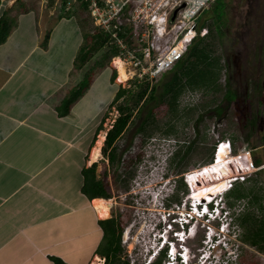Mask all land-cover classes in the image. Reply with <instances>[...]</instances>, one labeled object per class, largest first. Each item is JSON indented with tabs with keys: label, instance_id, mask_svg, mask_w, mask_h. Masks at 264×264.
Instances as JSON below:
<instances>
[{
	"label": "crops",
	"instance_id": "1",
	"mask_svg": "<svg viewBox=\"0 0 264 264\" xmlns=\"http://www.w3.org/2000/svg\"><path fill=\"white\" fill-rule=\"evenodd\" d=\"M40 1L0 0V14L14 21L0 44V264H54L51 257L92 264L104 258L96 254L104 239L101 222L116 219L114 206L110 218H99L82 192V171L94 164L88 157L101 123L91 126L99 115L88 116L98 100H87L96 83L68 115L59 114L86 76L75 70L83 28L69 14L71 3L55 0L44 9Z\"/></svg>",
	"mask_w": 264,
	"mask_h": 264
},
{
	"label": "rangeland",
	"instance_id": "2",
	"mask_svg": "<svg viewBox=\"0 0 264 264\" xmlns=\"http://www.w3.org/2000/svg\"><path fill=\"white\" fill-rule=\"evenodd\" d=\"M40 2L43 4L44 9L49 6V0H41ZM68 2L71 3L69 14L77 15V19L82 25L84 36L91 32L93 33L95 27L100 28L96 24L91 10L90 13L84 12L76 0H68ZM62 3H64L63 0L60 1V4ZM224 7L227 11V16L221 25L225 29L226 34H224L222 44L219 41L217 42L214 52V56L221 60L220 63L223 66L218 81L220 90L216 91L212 88L185 90L179 99L178 111L175 113L171 111L167 104L156 107L155 102L149 103L143 109L141 115L136 117L130 124L125 134L116 142L117 161L114 165H111L108 158L103 154L105 141L100 147L101 157L98 162H95L97 164V178L104 182L106 189L111 194V198L108 200L113 202L118 224L120 226L123 225L124 229L129 225H134L130 233V240L123 248L120 256L123 261H130L134 258L136 264H147L149 259L147 258V250L155 245L157 237H154V235L161 232L164 227L161 224L162 219H168L167 215L172 213V209L176 208L181 200L182 203L186 200V194L193 193L187 189V186L186 191L184 188L178 189L175 192V195H178H176L177 197L174 195L171 198V201H169L171 208L167 207L168 209L162 208L158 201L151 199L150 195L146 196L144 200L145 190L147 192L148 189L155 188L156 185L161 188L160 184H158L160 175L156 168L160 164L159 159L169 149H164V147L157 145L163 144V140H171L172 143L168 144L176 143V146H179V156L175 160L176 155L175 161L173 160L171 164V174L176 179L175 175L180 178L183 173L213 164V159L211 161L207 160L211 156L213 146L220 140H230L234 148L233 155L243 154L246 148V150L251 151L253 160L258 158L262 161L259 166L260 170L256 171L251 177H246L247 179L243 183L234 185V188L242 186L245 192L254 187V194L236 202L234 207H230L234 216V228L237 233L236 236L230 239L229 243L228 240L223 241V237L221 238L222 242L216 244L218 245L216 248L209 249L208 246L207 248L202 243L206 233L205 229H203L197 238L189 241L188 245L193 252L192 255L195 254L196 256H198L200 249L205 246L204 251L211 255L210 259H212L214 264H264V254L243 243L241 238L246 230L240 225V218L246 213L264 217V103H258V89L256 88L258 66L264 67V48L260 51L264 38L262 36V29L264 28V0H219L216 5L214 1L209 9L203 12L195 22L198 26L203 22L212 24L213 15L219 13ZM85 18L88 20L87 22ZM257 23H260L258 34L256 33ZM251 24L253 26L252 33L245 34L242 38L238 36L239 40H235L237 34H242V30L247 31ZM209 28L211 29V27ZM201 31H198L195 40L201 38ZM169 32L170 34L166 36L165 41L173 36L171 30ZM258 38L259 40L257 41ZM255 43L257 47V59L255 62L250 59L247 66H245L243 60L234 61L232 56L237 53V48L245 55L250 53L252 57ZM104 53L105 50L95 55L84 69L85 77L90 76L91 82L96 83L87 100L90 101L93 96L98 99L96 103L90 104L89 118H92L96 113L99 115L91 126L95 125L97 121L100 123L102 118L105 117L110 102H112L110 100L111 96L114 97L120 87L138 90V86L145 83L144 80H140L138 83L134 82L137 78L135 75L136 70L132 63L122 60V58L125 70L131 76L127 82L118 83V71L113 64L114 58L107 61L105 67L99 65ZM259 54L263 56L262 63L258 59ZM113 70H116V78L111 81ZM246 71L248 72L247 75L245 74ZM171 76L172 72L168 71L150 83L157 87V94L161 93L164 83L170 80ZM85 79L88 80L89 78ZM228 88L236 92L237 98L235 101L229 102L227 100L225 90ZM152 107L155 108L153 111L155 123L151 125L152 135L147 137L139 132V128L146 113ZM118 116L119 113L115 107L108 112L103 123V130L98 134L96 142L91 145V153H93L99 136L105 135L106 138L108 130ZM169 128H173L172 132L166 133ZM153 154H157L155 161L153 160ZM229 157L231 159L225 163L226 167L224 166V168L226 169L225 171L230 170L227 167L230 165L232 167L231 173H228L233 176L240 170L237 168L236 158L230 155ZM88 159L89 161L91 160V154ZM217 169L218 171L220 170V168ZM201 172L198 171L197 173ZM225 174H223V177L226 176ZM127 181L128 186H125ZM254 181H257V184ZM132 186H135V188L132 189ZM167 187L168 190L171 188L169 185ZM139 191L141 192L139 193ZM256 195L260 196L259 202L255 201ZM136 196L139 197L136 198ZM196 196H199L198 193L193 194V197L190 198L192 199ZM141 199L144 200V203L143 201L141 202ZM205 199L207 198L202 200ZM225 202L227 206H230L231 201L228 197H225ZM160 224L161 226H159ZM214 232L221 237L217 224ZM102 260L104 263V258Z\"/></svg>",
	"mask_w": 264,
	"mask_h": 264
},
{
	"label": "trees",
	"instance_id": "3",
	"mask_svg": "<svg viewBox=\"0 0 264 264\" xmlns=\"http://www.w3.org/2000/svg\"><path fill=\"white\" fill-rule=\"evenodd\" d=\"M76 1L80 4L84 12L90 13L89 3L86 0ZM63 2L64 6L69 3L68 0H63ZM49 3L52 5L55 3V0H49ZM221 13L222 11H220V14ZM87 21L88 20L86 19V22ZM13 24V19L6 15L0 14V44H2L11 33ZM208 25L211 27V29L208 27ZM205 27L209 28L208 34L194 40L184 58L179 61L171 70H169L172 72V76L170 80L164 83L161 93L157 94V87L150 84L151 82L149 81H144L145 83L143 85L138 86V90L122 87L117 90L112 102L110 103L108 112L115 107L119 113V116L116 118L112 127L108 130L103 147V154L108 158L111 165H114L117 161L116 142L125 134L130 124L136 117L141 115L143 109L146 108L149 103L155 102L156 107H159L162 104H167L171 111L175 113L178 111V102L185 90L211 88L215 89L216 91L220 90L218 81L223 66L220 63L221 60L214 56L217 42L216 38L212 35V24H207L206 22L199 24V30L203 28L205 29ZM125 33H128L126 32V29H122L121 37L126 38L127 36ZM49 35L50 33L45 36L43 47H47ZM104 50L105 53L103 59L99 62V65L102 67H105V63L107 61L118 57L119 51L111 36L102 32L100 28L95 27V31L93 33L91 32L90 34H86L84 36V43L75 59V70H77V72L84 70L85 67L95 57V55L101 53ZM85 78L89 79L87 80ZM85 78H83L62 101L61 105L59 106V114L61 116L68 115L73 104L83 95L87 89L90 88L92 84L90 76ZM115 78L116 70H113L111 81H113ZM134 82L138 83L139 80L136 78ZM225 91V96L229 102L236 100L237 95L234 91L229 88ZM121 100L123 101L120 102ZM154 109L155 108L152 107L148 110L139 128V132L147 137L153 133L151 125L155 123L153 116ZM108 112L97 127L94 141L91 144H94L98 134L103 130V123L108 115ZM172 130L173 128H169L166 133H171ZM214 149L215 147L211 152L210 158L207 159L208 161L213 159ZM176 155V158L174 157L175 160L178 158L179 154L177 153ZM254 162L256 166H260L262 163V161L258 158L255 159ZM96 167L97 164L95 163L91 167L83 169L82 173L84 176V184L82 187V192L88 197V199H92V201L96 200L97 198L110 199L111 194L106 189L104 182L97 178ZM254 183L257 184V181H254ZM126 185L128 186V181L127 184L125 183V186ZM183 188L186 191V185L181 180L179 189ZM254 190L255 188L253 187L248 192H245L242 186H237L230 190L226 195V197H228L231 201L229 207L232 208L236 205V202L253 195ZM176 195L175 197H177ZM255 201H260L259 195L255 196ZM181 202L182 200L179 203ZM101 224L104 229V239L97 249L96 254L105 258V264H130V261H123L120 257L123 252L122 235L124 229L122 226H120V224H118L117 220L114 218L102 221ZM240 225L246 230L243 237H240L243 243L255 248L259 253L264 254V217H259L253 213H246L241 216ZM165 256L166 251H164L161 256H159L158 259L151 264H163L162 262L164 261ZM51 260L54 264H66L60 258L51 257Z\"/></svg>",
	"mask_w": 264,
	"mask_h": 264
},
{
	"label": "built area",
	"instance_id": "4",
	"mask_svg": "<svg viewBox=\"0 0 264 264\" xmlns=\"http://www.w3.org/2000/svg\"><path fill=\"white\" fill-rule=\"evenodd\" d=\"M86 1L89 3L96 24L100 27L102 32L109 34L113 39L119 51L118 58H122V60L129 61L133 64L136 70L135 75L139 81L144 80L152 83L153 80L158 79V77L171 70L184 58L190 45L195 40L198 31H200L195 20L203 14V12L207 11L215 0ZM68 5L70 6L71 4ZM122 29H126L128 33H125V35L128 38L121 37ZM170 30L173 36L165 41L164 39L170 34V32L168 33ZM201 30V37L206 36L209 32L208 27ZM221 146L226 148L231 157L234 156L236 158L235 161H237L238 170H240L233 176L226 173L230 175V178L225 181V190H232L235 184L243 183L246 181V177H251L256 171L261 169L259 166L255 165V160H253L250 150H246L245 148L243 154L237 156L233 155V146L230 140H220L214 146V162L218 161V152ZM210 165L188 171L182 174L180 178L175 175L176 179H173L177 190L179 189L181 179L191 192L203 186V182L197 177V172L205 171L204 173H206L208 171L210 174H213L211 169L208 168ZM223 166H225V164H223ZM241 171H243V173H241ZM217 176H219V173H217ZM192 181H194L193 187ZM134 188L135 186H132V189ZM145 191L144 200L146 196L150 195L152 200L159 201L161 194L160 189L152 188L148 189L147 192ZM140 192L141 191H139V193ZM193 194L194 193L188 195L193 197ZM134 195L136 194L134 193ZM138 197L136 196V198ZM192 199L196 201L195 198ZM144 200L141 199V202L143 201L144 203ZM202 201L203 200H201V202ZM194 205H196V202H194ZM205 208L206 205L204 204L203 212ZM216 214L217 212L213 214L210 213L209 215L215 218ZM169 215L170 214H168L167 217ZM181 215L186 216L185 218L193 217V213L191 212ZM133 227L134 225H129L124 229L122 225L124 229L122 235L123 248L130 240L129 237ZM167 227H172V224L168 223ZM234 227L233 236H236L237 232ZM207 228L208 236L212 232L214 233V228L211 225H208ZM130 264H136V260L132 258Z\"/></svg>",
	"mask_w": 264,
	"mask_h": 264
},
{
	"label": "clouds",
	"instance_id": "5",
	"mask_svg": "<svg viewBox=\"0 0 264 264\" xmlns=\"http://www.w3.org/2000/svg\"><path fill=\"white\" fill-rule=\"evenodd\" d=\"M172 143L171 140H163V144H158L157 146H162L164 149H169V151L165 152L161 159H159V166L156 168V171H158V174L160 175V179L158 180V184H160L161 188H159L157 185L155 188H158L161 190L160 198H159V203L162 208L168 209L167 207L169 206V201L171 198L175 195V192L177 191L175 182H174V177H172L171 174V164L172 160L175 157V155L179 151V146H176L177 144H168ZM153 160L157 159V154H153ZM171 186V188L168 190L167 186ZM162 189H164L162 191ZM226 191V192H225ZM221 193V197L215 202L217 205L215 206L214 204H209L208 202L210 200H207L205 202V205L207 206L209 204L210 209L212 210L213 208L215 209V212H217L216 217H208L204 216L203 214L206 212H203L201 217H196L193 215V217L190 218H185L186 216H183L181 214L187 213V205H188V200L189 198H186V200L182 203H179L176 208L172 209V213L168 216V219H162L161 224L164 225L163 229L161 232L157 233L154 235V237H157L155 240V245L153 247H150L147 252H148V263L151 264L155 262L161 254L166 251V256H167V250L169 248V245H171V253H175L177 249H179V245L181 244L177 238L173 236L174 231H180L183 230V232H186V229L188 228L190 224V231L189 233L185 236L186 242L183 243V245L186 247V249L189 251V264H214L212 262V259H210L211 255L205 253V246H203L202 249H200L198 256L193 254L191 251L188 243L191 240H194L197 238L198 234L205 229V239L202 241L208 246L209 249L214 247L216 248V244H219L222 242V239L224 237V240H228V243L231 238H233V227L234 225V216L231 211V208L227 206V203L225 202V197L227 195V190ZM188 194H186V197ZM171 208V207H170ZM169 208V209H170ZM233 218V219H232ZM171 223L172 227L168 228L167 224ZM161 224L159 226H161ZM217 224V229L219 233L221 234L219 237L215 232L211 233L208 236L207 232V226L211 225L213 228H215V225ZM223 226V228H222ZM223 229V230H221ZM167 234V235H166ZM218 237V238H217ZM163 239V241H162ZM207 247V248H208ZM185 257V256H184ZM183 257V258H184ZM175 259V257H172ZM166 259V258H165ZM164 259V260H165ZM185 259V258H184ZM186 260L181 261L180 258H177V263L183 264L185 263Z\"/></svg>",
	"mask_w": 264,
	"mask_h": 264
},
{
	"label": "bare ground",
	"instance_id": "6",
	"mask_svg": "<svg viewBox=\"0 0 264 264\" xmlns=\"http://www.w3.org/2000/svg\"><path fill=\"white\" fill-rule=\"evenodd\" d=\"M113 64L118 71L117 82L118 83L127 82L131 75L127 73V71L125 70L123 61L120 58L116 57L113 60ZM104 140H105V135L99 136L96 146L93 149V153H91V160H90L91 163H95L100 160L101 157L100 147ZM218 154H219L218 161L213 162V164L209 167L214 175L210 174L208 171L206 173H204L205 171L204 172L202 171L199 174L197 173L198 179L201 180L204 185L200 186L193 192L194 194L198 193L199 195L194 197L195 199L207 198L209 200L216 194H219L221 191L222 192L225 191V187H226L225 181L228 178V176H230L225 173L228 172L231 173L232 167L230 165L227 166L230 168V170L228 169L227 171H225L226 169L224 168L223 164L227 163L231 158L229 157V152L223 146H221V148L219 149ZM217 168H220V170L218 171ZM217 173H219V176H217ZM223 174H225L226 176L223 177ZM193 183L194 181H192V187L194 186ZM112 207H113V202L108 199L94 200L93 203V209L97 213V216L101 219L110 218ZM92 264H103V260H101L100 258H95Z\"/></svg>",
	"mask_w": 264,
	"mask_h": 264
},
{
	"label": "flooded vegetation",
	"instance_id": "7",
	"mask_svg": "<svg viewBox=\"0 0 264 264\" xmlns=\"http://www.w3.org/2000/svg\"><path fill=\"white\" fill-rule=\"evenodd\" d=\"M219 0H215V5H216V3L218 2ZM225 4H226V2H225ZM226 6V5H225ZM222 11V13L220 14V12L219 13H217V14H215V15H213V17H214V19L212 20V35L216 38V42H218L219 41V43H221L222 44V42H223V37L225 36L224 34H226L225 33V29H223L222 28V23L224 22V20H225V17L227 16V11H226V9H225V7L223 8V10H221ZM257 26V28H256V33L258 34L259 33V28H258V26L260 25V23H257L256 24ZM262 27H263V23H262ZM251 30H253V26H252V24H251V27L247 30V31H245V30H242L243 32H242V34H237V36L235 37V40H239V37L240 38H242L243 37V35H245V34H249V33H252L251 32ZM239 36V37H238ZM262 36H264V28L262 29ZM263 38V37H262ZM259 40V38L257 39V41ZM256 41V42H257ZM256 43L254 44V53L252 54V57L250 56V53L249 54H246L245 55V53L243 54L242 53V51L239 49V48H237V53L235 54V55H233L232 56V58L234 59V61H236L237 62V60L238 61H240V60H243L244 61V64H245V66H247V63H248V61L250 60V59H253V62H255L256 61V59H257V54H256V52H257V50H256ZM264 48V38H263V42H262V45H261V47H260V51L262 50ZM246 52H247V49H246ZM262 58H263V56H261V54H259V56H258V59H259V61H260V63H262L261 62V60H262ZM229 60V59H228ZM230 66V65H229ZM227 72V71H226ZM245 74L247 75L248 74V72L246 71L245 72ZM257 75H258V79H257V89H258V103L260 104V103H264V67H262L261 68V66L259 65L258 66V71H257V73H256ZM262 74V75H261ZM245 78H247V77H245ZM247 88H248V86H247ZM236 93V92H235ZM237 95V94H236ZM258 104V105H259ZM174 159V158H173ZM173 161V160H172ZM95 164V163H94ZM184 174V173H183Z\"/></svg>",
	"mask_w": 264,
	"mask_h": 264
},
{
	"label": "water",
	"instance_id": "8",
	"mask_svg": "<svg viewBox=\"0 0 264 264\" xmlns=\"http://www.w3.org/2000/svg\"><path fill=\"white\" fill-rule=\"evenodd\" d=\"M175 17V16H174Z\"/></svg>",
	"mask_w": 264,
	"mask_h": 264
}]
</instances>
